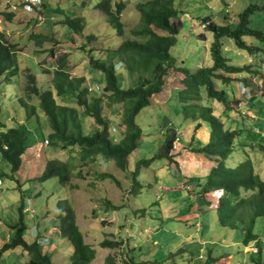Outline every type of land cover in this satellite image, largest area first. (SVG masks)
<instances>
[{
    "label": "rangeland",
    "instance_id": "374dc122",
    "mask_svg": "<svg viewBox=\"0 0 264 264\" xmlns=\"http://www.w3.org/2000/svg\"><path fill=\"white\" fill-rule=\"evenodd\" d=\"M100 1L41 0L43 10L41 19L37 20L35 14L26 13L20 8L22 0H0V11L14 14L11 21L0 16V29L7 32V38L17 43V50H20L19 76L9 83H0V120L5 125L21 120L19 124L30 131L28 147L22 155V167L12 175L13 178L3 177V186L0 187V247L7 241L9 226L18 217L17 208L23 201L26 208L33 210L32 215H25L27 241L32 242L38 230L43 239L48 236L46 242L40 243L46 244L45 250L50 251L53 262L69 264L72 249L66 241L55 239L52 224L58 210L57 202L67 199L75 212L85 242L96 251L91 264H105L107 256L114 257L118 264H251L243 252L250 250L251 246L240 249L241 241L238 237L229 236V232L219 226L217 210L214 213L210 211L212 208L204 210L209 207L208 203H204L195 187L194 178L201 179L212 164L187 152L180 140L183 133L186 139L194 133L201 138L202 134L201 128L196 127L195 123L188 126L189 123L182 117L180 98L175 95V91L182 88L180 81L183 76L178 72L171 71L168 74L162 91L152 98L153 105L143 109L137 116L136 123L143 137L139 148L128 158L127 171L117 169L113 161L98 158L93 165L82 170L81 177L74 172L64 184L60 183L57 176L38 180L45 161L70 160L75 165L76 161L67 156L64 150L46 148L42 143L37 146L35 135L42 133L47 136L49 129L43 123L39 127L34 126L33 118L26 121L23 110L16 103L19 88L24 85L21 73L29 69L36 77L39 91H43L51 79L50 75L43 73L42 67L52 70L55 67L54 61L47 63L49 59L63 55L71 77H83L89 88L103 86V74L90 68L89 59L107 62L108 51L117 49L121 38L109 26L99 9L95 8ZM147 1L111 0L112 7L120 2L124 5L120 22L126 37L132 27L139 25L140 15L135 5ZM250 5L262 8L250 17V27L264 31V0H175L174 7L179 12L180 20L177 27L180 22L182 24L170 54L175 58L177 66L192 72L210 65L208 48L213 37L208 26L202 29L201 24L212 22L233 28L235 26L231 20H237L238 15ZM65 18H82L83 31L78 34L64 26L62 21ZM206 19L210 21L204 22ZM40 33L47 39L37 47L34 39H29V36ZM249 39L252 42L249 44L261 48L255 54L239 50L228 39L221 40L222 55L233 62L231 65H246L247 57H250L253 60L252 69L258 73V77H251L244 83L253 94L251 106H245L249 114L240 117L232 109L225 112L228 121H234L232 127L241 130L235 141L234 153L226 165L235 167L248 155L254 163L255 173L264 181V151L259 150V146L264 147V91L260 93L256 88V84L264 82V44ZM51 50L54 54L50 53ZM242 76L249 77L246 74ZM238 86V81L227 85L217 82V88L223 90L230 101L237 96L239 99ZM212 104L218 110L217 114L221 111V115H225L222 104ZM103 114L115 129L113 136L120 138L122 127H119V118L106 110ZM171 128L175 129L173 132L176 131V135L168 155L174 163H168L166 159L154 160L133 174L138 161L148 160L160 152V145ZM195 136L198 138V135ZM1 164L0 169H3ZM5 169L7 172V167ZM101 174H110L115 181L102 177L99 179ZM133 179L138 185L131 191ZM71 186L74 187L71 189ZM107 200L115 206L113 209L105 210ZM209 202L213 203L212 200ZM47 211L50 213L48 217ZM29 216H34V219H28ZM257 223L264 259V219L260 218ZM105 240L118 241L121 245L116 249L101 248L99 244ZM25 259L22 251L18 250L7 256L1 255L0 264H21Z\"/></svg>",
    "mask_w": 264,
    "mask_h": 264
},
{
    "label": "trees",
    "instance_id": "16d2710c",
    "mask_svg": "<svg viewBox=\"0 0 264 264\" xmlns=\"http://www.w3.org/2000/svg\"><path fill=\"white\" fill-rule=\"evenodd\" d=\"M174 1L149 0L136 4L135 10L140 15V21L139 25L129 30L128 37L125 36L123 24L120 22V13L124 10L122 2L112 7L111 0H101L95 6L121 38L118 48L108 51L107 62L89 59L90 68L104 76V84L101 87L89 88L85 85L83 77H71L67 72L68 65L63 55L49 59L47 63L51 64V60L54 61L55 67L52 70L41 66L43 73L50 75L51 79L47 81L43 91H39L36 77L29 69L22 71L24 85L19 88L16 103L23 110L26 121L33 118L34 126L39 127L43 123L47 124L49 129L47 136L42 133L35 135L37 145L42 143L46 148L64 150L67 156L73 157L76 161L75 165L70 160L63 162L49 159L45 161L44 170L38 180L57 176L60 183L64 184L74 172L81 177L82 170L93 165L98 158L113 161L117 169L127 171L128 158L139 148L143 137L142 130L136 123L137 116L143 109L153 105L152 98L162 91L168 74L171 71L178 72L183 76L180 81L182 88L176 90L175 95L180 98L182 117L189 123L188 126L195 123L196 127L201 128L202 134L201 138L199 134L194 133L186 139V134L183 133L180 140L187 152L202 156L212 164L207 175L201 179L194 178L195 187L203 199L209 194L220 193L216 208L212 209L214 212L217 210L219 226L228 231L230 236L240 238V249L251 246L250 250L244 251L250 259L248 262L264 264L262 239L257 233V222L260 218L264 219V181L255 173L254 163L248 155L235 167L226 165L234 153L235 141L241 130L232 127L234 121L229 122L225 112L232 109L240 117L245 116V106L237 104L234 100L230 101L225 92L217 88V82L227 85L238 81L239 90L247 81L242 75L250 68L231 65L222 55L221 40L228 39L239 50H246L249 54L257 53L259 48L247 43L245 37L264 42V32L250 27V17L262 8L256 5L247 7L238 15L236 26L233 28L227 24L215 25L208 19L204 20L209 22L208 30L213 37L208 48L211 64L189 72L177 66L175 58L170 54L182 24L180 22L177 27L180 20ZM42 10L41 2L40 14ZM0 16L11 21L14 14L0 11ZM62 24L78 34L84 28L82 18H65ZM6 34L4 29H0V83L3 81L9 83L20 73L18 44L8 39ZM29 39H34L39 47L47 38L40 33L31 34ZM51 52L53 53V50ZM33 100L36 102L32 103ZM213 102L223 105L225 115H221V111L219 114L216 113ZM104 110L119 118V127H122L120 138L113 136L115 129L103 114ZM19 122L21 120H16L12 125H5L0 120L2 183L3 177L13 178L12 175L19 171L23 164L22 155L28 147L30 131L23 128ZM174 130L169 129V134L160 145L161 150L158 154L136 163L133 174H137L141 166H149L154 160L166 159L168 163H174L173 158L168 155L176 135ZM195 135H198V138ZM259 147V150L264 151L263 146ZM5 167L8 169L7 172ZM98 177L115 181L110 174H101ZM137 185L133 179L131 191ZM73 187L71 186V189ZM207 203L208 206H212L211 202ZM56 206L58 210L52 223L53 235L55 239L66 241L71 247L69 264H91L96 251L92 245L85 242L69 201L67 199L58 201ZM105 206V210L115 207L108 200L105 201ZM27 213L32 215L33 210L26 208L21 201L16 213L18 217L9 226L8 239L0 247V256L21 250L26 257L25 262L21 264H55L50 251L45 250L46 244H41L48 240V236L43 239L37 230L34 240L27 241L25 235ZM46 213L48 217L49 211ZM28 219H34V216H29ZM120 245L118 241L109 240L99 244L101 248L111 249H116ZM105 264L118 263L114 257L107 256Z\"/></svg>",
    "mask_w": 264,
    "mask_h": 264
},
{
    "label": "crops",
    "instance_id": "0c3cea01",
    "mask_svg": "<svg viewBox=\"0 0 264 264\" xmlns=\"http://www.w3.org/2000/svg\"><path fill=\"white\" fill-rule=\"evenodd\" d=\"M233 22V23H232ZM236 22H237V20H234V19H232L231 20V24L232 25H234V26H236ZM252 25V24H251ZM230 26V25H229ZM257 30V29H256ZM258 30L259 31H262L261 29H259L258 28ZM262 32H264V31H262ZM245 41L247 42V43H249V42H251L250 41V39L248 38H245ZM252 43V42H251ZM263 44H264V42H263ZM232 46H233V43L231 44ZM259 48V50L261 49L260 47H258ZM263 52H264V49H263ZM234 54H236V55H238V56H241V54H239V53H237V52H233ZM229 62H231L230 64H233V62L232 61H229ZM252 62H253V60L250 58V57H247V63L248 64H246V65H244L243 63H240L239 65H235V66H248L250 69L248 70V71H246L244 74H246L247 76H249V77H244V78H246V80L248 79H250L251 77H254V76H257L258 77V73H257V71H254L253 69H252ZM243 74V75H244ZM263 76V75H262ZM243 77V76H242ZM261 81H263L262 79H261ZM256 87H257V90H258V92H260V93H262L263 91H264V82H261V83H259V84H256ZM236 99H238V96L234 99L235 101H236ZM252 101V100H251ZM250 101V102H251ZM250 102H247V105L246 106H251V103ZM218 111V110H217ZM39 145V144H38ZM37 145V146H38ZM196 158H201V159H204V160H206L205 158H203L202 156H199V155H195V154H193ZM252 161V160H251ZM206 162H207V160H206ZM253 162V161H252ZM23 165V164H22ZM22 167V166H21ZM208 173V172H207ZM206 172H204L203 174H204V176H205V174H207ZM2 186H3V184H2ZM2 186H0V187H2ZM213 198V199H212ZM217 199H218V192L217 193H213V194H209L205 199H203V201H204V203H206L207 204V202L209 201V200H212V206H209V207H207V208H205L204 210L206 211H208V210H210L209 208H212L213 210H215V208H216V205H217ZM213 210H210L211 212L213 211ZM213 213H214V211H213ZM230 236V235H229ZM238 240H240V238L238 237ZM244 252V251H243Z\"/></svg>",
    "mask_w": 264,
    "mask_h": 264
},
{
    "label": "built area",
    "instance_id": "2783aa9c",
    "mask_svg": "<svg viewBox=\"0 0 264 264\" xmlns=\"http://www.w3.org/2000/svg\"><path fill=\"white\" fill-rule=\"evenodd\" d=\"M20 8L26 13L35 14L37 20L41 19V15H40L41 0H22ZM205 26H208V24L201 25V28L205 29L204 28ZM239 95H240V99L237 102V104L240 105H245L252 97L251 91L244 85L239 87ZM1 185L2 182L0 180V186Z\"/></svg>",
    "mask_w": 264,
    "mask_h": 264
},
{
    "label": "clouds",
    "instance_id": "9594fccd",
    "mask_svg": "<svg viewBox=\"0 0 264 264\" xmlns=\"http://www.w3.org/2000/svg\"><path fill=\"white\" fill-rule=\"evenodd\" d=\"M8 12H10V11H8ZM202 25V24H201ZM257 88V87H256ZM238 92H239V90H238ZM251 95H253L252 93H251ZM252 98H253V96L251 97V99L248 101V102H250L251 100H252ZM239 99H240V95H239ZM239 99H238V101H239ZM238 101H235L236 103L238 102ZM247 105V103L245 104V105H242V106H246ZM245 116H247L248 114H249V111H245ZM3 184V183H2ZM2 186V185H1ZM36 236V235H35Z\"/></svg>",
    "mask_w": 264,
    "mask_h": 264
}]
</instances>
